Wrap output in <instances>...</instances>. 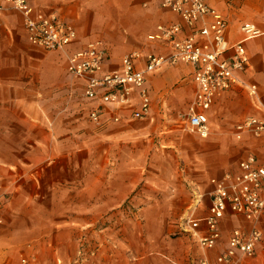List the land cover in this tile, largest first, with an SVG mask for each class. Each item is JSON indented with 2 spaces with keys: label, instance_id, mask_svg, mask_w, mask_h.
<instances>
[{
  "label": "crops",
  "instance_id": "obj_1",
  "mask_svg": "<svg viewBox=\"0 0 264 264\" xmlns=\"http://www.w3.org/2000/svg\"><path fill=\"white\" fill-rule=\"evenodd\" d=\"M27 1L45 14H54L59 20L73 25L76 38L63 50L46 51L28 42L18 11L9 9L2 15L0 188L6 198L0 212V224L15 216V202L38 201L43 194L67 195L61 200L72 202H106L111 199V190L104 181L94 179L83 189L80 187V123L86 122L80 120L77 112L80 105L75 99L73 83H77L84 96L83 82L69 75L67 59L91 42H100L106 51L102 72L120 69L123 58L132 51H139L143 56L152 53L166 57L171 49L154 38L157 27L181 23L177 14L160 7L157 0ZM205 1L227 21L226 38L229 43L244 38L240 30L244 24H252L258 31L257 35L244 41L249 56L247 67L234 73L237 82L216 97L207 112L211 129L209 137L212 136L216 142L219 140L212 152L216 157L228 153L226 135H229L233 151L238 154L235 166L217 169L219 173L212 176L221 178L225 173L237 172L241 158L262 149L261 143L251 136L243 135L238 139L231 129L234 123L247 116L264 118V0ZM184 30L187 31L186 27ZM136 66L143 67L144 60L137 61ZM146 85L151 95L149 114L142 119L132 117L138 106L135 93L132 102L126 106L115 107L104 103L103 125L90 128L88 133L89 153L95 154L97 146H103L105 153L119 154L126 142L137 143L150 133L159 135L160 140L162 132L172 130L170 122L173 118L165 109L172 112L179 106H185L182 119V129L185 130L186 113L195 91L191 66L180 62L164 64L148 74ZM251 87H254V92H251ZM84 98L88 117L89 111L98 106L99 101ZM114 116H118L119 120L115 121ZM97 139H100L98 144ZM107 162L109 158L105 157L99 168L108 165ZM209 181L202 193L212 188ZM81 191L85 192V199L80 198ZM209 204V198L203 206L197 204L196 211L197 208L200 210L194 211V216H204ZM92 213L95 216L96 211ZM236 226L246 229L249 224L237 215H227L221 221V238L217 246L208 251L210 259L227 246L230 230ZM178 229L182 235L179 237L198 248L196 242L182 232L181 225ZM11 233V230L8 232L0 227V264H19V257L23 254L16 259L15 252L21 240ZM25 254L35 264L43 263L32 252ZM198 256L169 260L171 264H189ZM61 260L59 256L53 258L55 264H60ZM238 264H264V240L251 258L241 259Z\"/></svg>",
  "mask_w": 264,
  "mask_h": 264
},
{
  "label": "rangeland",
  "instance_id": "obj_2",
  "mask_svg": "<svg viewBox=\"0 0 264 264\" xmlns=\"http://www.w3.org/2000/svg\"><path fill=\"white\" fill-rule=\"evenodd\" d=\"M73 87L80 105L77 112L86 122L80 123V187L94 179L104 181L111 199L72 202L61 200L67 195L43 194L38 201L15 202V216L0 227L20 238L16 259L32 252L41 264H55L56 256L62 259L60 264H171L169 259L201 255L200 249L179 237L178 226L197 204H206L209 197L202 191L219 173L216 170L235 166L238 154L229 135L228 153L216 157L212 150L219 140L183 130L185 106H179L172 112L165 109L173 118L172 130L162 132L160 140L150 133L137 143L126 142L119 154L105 153L103 146L91 154L88 133L100 126L88 121L87 101L77 83ZM105 157L108 165L99 168ZM83 193L81 199L86 198Z\"/></svg>",
  "mask_w": 264,
  "mask_h": 264
},
{
  "label": "built area",
  "instance_id": "obj_3",
  "mask_svg": "<svg viewBox=\"0 0 264 264\" xmlns=\"http://www.w3.org/2000/svg\"><path fill=\"white\" fill-rule=\"evenodd\" d=\"M157 1L160 7L181 19V23L158 26L154 35L160 44L169 46L170 55L163 57L149 53L143 56L139 51H132L123 58L120 69L102 72L106 51L100 42H91L68 57L67 72L83 82L87 99L99 101V105L89 111L88 119L93 125L102 126L103 104L126 106L132 102L134 93L138 106L132 117H146L151 108V95L146 85L148 74L164 64H187L192 68L195 91L184 128L200 138H207L211 133L207 112L216 97L237 82L234 73L247 67L249 56L244 41L257 35L258 31L252 24H244L240 27L244 38L229 43L227 21L205 0ZM9 9L21 14L26 38L33 46L46 51L63 50L76 38L73 25L59 20L54 14H45L27 0H1L0 27L2 15ZM141 59L144 66L139 68L136 62ZM114 120L118 121L119 117L114 116ZM231 133L238 139L243 135L251 136L261 143L262 149L241 158L237 172L210 178L212 188L207 192L210 199L207 213L194 216L196 205L181 225L182 232L202 251L196 261L189 264H238L241 259L251 258L264 240V118L247 116L233 124ZM5 198L0 188V212ZM227 215L242 217L249 227H233L227 246L210 259L207 253L217 246L221 238L220 223ZM19 264L35 263L29 255L21 254Z\"/></svg>",
  "mask_w": 264,
  "mask_h": 264
}]
</instances>
